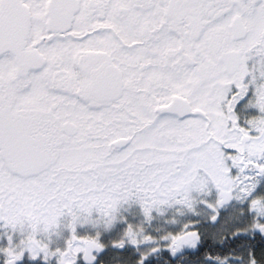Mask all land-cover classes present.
Returning <instances> with one entry per match:
<instances>
[{
	"label": "snow or ice",
	"instance_id": "obj_1",
	"mask_svg": "<svg viewBox=\"0 0 264 264\" xmlns=\"http://www.w3.org/2000/svg\"><path fill=\"white\" fill-rule=\"evenodd\" d=\"M257 236L264 0H0V264H264L204 251Z\"/></svg>",
	"mask_w": 264,
	"mask_h": 264
},
{
	"label": "trees",
	"instance_id": "obj_2",
	"mask_svg": "<svg viewBox=\"0 0 264 264\" xmlns=\"http://www.w3.org/2000/svg\"><path fill=\"white\" fill-rule=\"evenodd\" d=\"M239 244H251L259 250L261 247H264V239H261L259 236H257L255 239L240 241V242H238L237 245H229V246H225V247L221 248L218 246L219 241L206 237V244H205L204 251L207 252V251H209V249H211V251H213L217 254L220 252L229 253V252H231L233 247H238ZM119 255L121 256V254H119ZM202 255H203V253L201 254V256ZM186 259L195 260V259H198V257H191V258L186 257Z\"/></svg>",
	"mask_w": 264,
	"mask_h": 264
},
{
	"label": "rangeland",
	"instance_id": "obj_3",
	"mask_svg": "<svg viewBox=\"0 0 264 264\" xmlns=\"http://www.w3.org/2000/svg\"><path fill=\"white\" fill-rule=\"evenodd\" d=\"M205 231H207V230H205ZM116 255V257H117V259H119L121 256L119 255V253H117V254H115ZM124 259H127V258H129L128 256H124L123 257Z\"/></svg>",
	"mask_w": 264,
	"mask_h": 264
}]
</instances>
